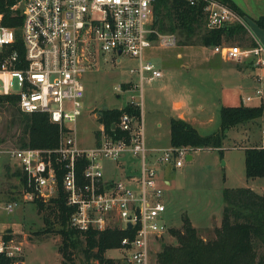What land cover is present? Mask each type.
<instances>
[{
  "label": "built area",
  "instance_id": "2783aa9c",
  "mask_svg": "<svg viewBox=\"0 0 264 264\" xmlns=\"http://www.w3.org/2000/svg\"><path fill=\"white\" fill-rule=\"evenodd\" d=\"M190 6L203 4L206 28L220 29L242 25L229 7L214 0H185ZM156 0H19L12 9L21 11L22 25L18 40L15 30L0 24V99L12 97L22 114H44L58 127L54 149L21 148L3 153L14 161L19 200L4 205L11 214L21 203L48 202L58 197L59 184L65 204L72 209L70 228L85 233L117 228L132 231L121 247L126 264H154V244L168 232L163 203L165 183L158 178L160 165L181 168L190 157L189 147L149 150L145 146L140 103L131 98L127 105L139 115L123 113L110 132L99 123L92 144L80 146L76 131L69 124L81 114L84 97L83 75L95 66L97 56L111 54L138 60L140 86L162 77L160 70L144 60L154 44L174 47L173 34H161L153 27ZM222 60L250 61L264 70V48L220 45L212 48ZM264 84V74L258 76ZM120 85L119 92L137 90ZM262 95L247 96L245 102ZM118 97V96H117ZM95 117V115H94ZM96 114V119L98 121ZM118 130V134L114 132ZM200 151V150H197ZM195 151V152H197ZM128 156L135 166L127 169ZM123 172L120 179L106 177V163ZM128 170V172L126 170ZM122 179V180H121ZM130 224V229H127ZM10 235L6 239V236ZM23 246L5 231H0V263L23 264Z\"/></svg>",
  "mask_w": 264,
  "mask_h": 264
},
{
  "label": "rangeland",
  "instance_id": "374dc122",
  "mask_svg": "<svg viewBox=\"0 0 264 264\" xmlns=\"http://www.w3.org/2000/svg\"><path fill=\"white\" fill-rule=\"evenodd\" d=\"M231 1L243 13V16L239 17L247 37L258 41L264 48V30L258 28L255 23L260 17H264V0ZM175 36L178 42L174 47L154 44L153 48L146 51L144 60L148 59L154 68L160 70L162 77L154 82L144 80L142 88L138 74L130 73L131 70L138 69V60L123 55L118 63L116 60L112 61L114 56L111 54L97 56L95 66L81 79L84 87L81 114L75 123L69 124L75 129L80 146L92 144V134L99 127L95 117L103 106H108V109H120L125 107L131 98H134L135 103H140V91L142 92L140 111L143 116L142 126L147 149L169 146L166 122L169 115L173 114L172 99L185 101L193 108L199 99L208 95L209 92H205V88L211 87L213 92L214 87L215 95H218V91L221 92L220 86L225 83L238 87L244 97H254L256 89L264 92V84L250 76L251 71L246 67L248 62L238 64L224 61V63L219 55L216 56L212 52L211 47L201 48L195 37L186 42L184 37ZM226 44L238 45L243 49L251 48L247 47L248 41L240 43L237 39ZM178 53L182 55L180 58L177 57ZM183 65H188L189 69ZM126 83H129L130 89L134 86L138 89L119 92L117 88ZM159 83L161 85H158ZM234 94L235 100L238 93ZM234 102L228 103L227 106H237ZM260 104L259 97L246 102L249 107ZM257 120L250 123L254 124ZM218 124L217 115L216 127ZM23 127L24 121L19 112L9 104H1L0 152L26 148L22 146L26 141L22 133ZM262 129L264 130V126ZM251 134L256 137L262 136L258 127H254ZM244 145L246 142L242 131L231 129L223 141L222 157L216 150L206 149L190 153V156L194 157L193 160L184 159L183 167L175 171L170 170L169 166L157 167L159 179L167 178L171 181L170 187L163 188V203L168 207L165 216L168 228L181 230L183 220L187 218L199 237L202 239L214 237V230L221 224L224 207L222 190L245 187L248 181L243 169V151L230 150ZM3 153H0V231L11 229V237L22 243L23 264H62L63 258L59 251L62 238L56 231L58 226L56 225L53 231L43 233L46 227L43 212L39 213L35 203H21L11 214L4 211L7 201L20 199L18 195L20 189L17 173L14 172V161ZM225 161L228 162L227 167L224 166ZM105 165L106 177L117 179V173L121 171L116 170L109 162ZM126 165L129 168L135 166L129 160ZM257 191L259 194L263 193L262 188ZM156 243L152 251L153 263L163 244L175 245L176 241L167 232ZM82 248L83 246L73 251V261L70 264H103L94 259L86 261ZM258 252L261 254L263 251L258 248ZM124 254L122 249H114L107 251L104 258L111 260V264H126Z\"/></svg>",
  "mask_w": 264,
  "mask_h": 264
},
{
  "label": "trees",
  "instance_id": "16d2710c",
  "mask_svg": "<svg viewBox=\"0 0 264 264\" xmlns=\"http://www.w3.org/2000/svg\"><path fill=\"white\" fill-rule=\"evenodd\" d=\"M19 0H0V24L15 30L18 40L22 15L20 9H12ZM232 9L238 16L243 13L231 0H214ZM153 27L161 34H173L184 37L186 42L195 37L202 47L228 45L231 40L240 43L249 42L253 47L256 42L247 37L243 25H231L220 29L206 28L203 4L190 6L185 0H156L153 8ZM258 28L264 30V17L255 21ZM182 45H186L183 44ZM234 46V45H233ZM238 46V45H236ZM240 47V46H239ZM126 88V85H122ZM1 104H9L17 111L15 99L6 97ZM19 112V111H18ZM123 113L139 115L138 108L126 105L121 109H108L98 122L108 132ZM264 105L221 107L219 110V131L201 135L194 127L183 120L172 119L169 124L170 146L172 148L189 147L197 150H216L222 157L223 141L227 132L238 125L255 121L262 117ZM24 121L23 147L34 149H54L57 146L59 131L44 114L26 115L19 112ZM118 134V130L114 132ZM244 170L246 179H264V148L244 150ZM224 203L221 224L214 230V237L202 239L187 218H184L181 230L169 228L168 233L175 239V245H166L156 255L154 264H264V197L250 188H224ZM39 213L43 212L46 225L43 233L53 231L61 236L59 251L62 264L73 261V251L83 246L82 254L86 261L98 260L99 263L111 264L104 255L109 250L120 249L122 239L132 238V231L117 228L104 231L80 233L70 228L68 220L72 209L65 204V196L59 184L58 197L46 203L35 200ZM52 218L53 220H51ZM10 235L6 236V239ZM262 249V253L258 252ZM3 259L0 264H10Z\"/></svg>",
  "mask_w": 264,
  "mask_h": 264
},
{
  "label": "crops",
  "instance_id": "0c3cea01",
  "mask_svg": "<svg viewBox=\"0 0 264 264\" xmlns=\"http://www.w3.org/2000/svg\"><path fill=\"white\" fill-rule=\"evenodd\" d=\"M255 42L260 44L256 40H255ZM201 48H202V46H201ZM181 56L182 55L180 53L177 54V57L180 58ZM144 57H145V54H144ZM145 59H146V57H145ZM147 61H148V59H147ZM222 61L224 62V60H222ZM225 62H228V61H225ZM245 62H248V65L246 67H247V69L248 68L250 69V71H251L250 76L253 79L257 80L258 76L260 74H264V70H260V68L256 67L250 61L247 60ZM241 63L242 62H240L238 64H241ZM183 66L185 68L189 69L188 65H183ZM158 85H161V84L159 83ZM220 89H221V92L219 93V91H218V95H215L216 91H215L214 87H213V92H212L211 87L209 89L205 88V92H209L208 95L202 99H199L196 103V106L193 108L190 107V104L185 102V101H181L179 99H172L171 102H172L173 114L169 115L167 122H166L167 123V129H168V135H169V124H170V121L172 119L183 120V121L187 122L192 127H194L201 135H209V134L218 132L219 126L216 127V118H217V115L219 116V110L221 107H223V106L229 107V106H227L228 103L232 104L235 100L236 101L234 102V104H237V106H239L241 104L247 106L246 102L244 101L245 97L242 95L241 90H239L238 87H234L232 85H228V83H225V85L220 86ZM234 93H238V97L236 96L235 100H234V97H235ZM259 101L261 102V104L264 105V92H262V95L259 97ZM231 107H236V106H231ZM141 118H143L142 115H141ZM263 126H264V113H263L262 117L259 118L257 120V122L254 124L249 122V123L241 124V125H238L236 127L231 128L232 130L237 129V130L242 131V133L245 137L246 145H244L243 147H233V148H230V150H237V151L241 150V151H243V154H244V150L247 148H257V149L264 148V130L262 129ZM254 127H258L259 130H261V134H262L261 137H256V136L251 134L252 130H254ZM168 148H171L170 137H169V146L168 147L159 146L158 148H150L149 150H162V149H168ZM193 158L194 157L190 156L188 161L193 160ZM127 160H129L130 163L135 162V160H132L128 156H125L120 161V163H125V162H127ZM224 166H226V167L228 166L227 161H225ZM169 167H170L169 169L172 171H175L176 169H178V168H174L173 165H170ZM182 167H183V165H182ZM126 168L129 169L128 166ZM243 169H244V158H243ZM244 172H245V170H244ZM117 176H118V178L123 177L122 175H120L118 173H117ZM158 178H159V176H158ZM247 180L248 181L246 183V186L243 188H250L251 190H253L254 192H256L258 194H259V192L257 190H259V188H262L263 193H260V194L264 197V179H247ZM161 181H163L165 183V185H166L165 187L168 188L171 186V181L169 179L165 178L164 180L162 179Z\"/></svg>",
  "mask_w": 264,
  "mask_h": 264
},
{
  "label": "water",
  "instance_id": "95a60500",
  "mask_svg": "<svg viewBox=\"0 0 264 264\" xmlns=\"http://www.w3.org/2000/svg\"><path fill=\"white\" fill-rule=\"evenodd\" d=\"M19 9L22 10V9H23V5H20ZM2 100L4 101V99H2ZM106 110H108V106H103V107L101 108V112H99V113L97 114V116L102 117V116H103V111H106ZM189 158H190V157H188L187 160H189ZM127 229H130V224H128ZM11 232H12L11 229L6 230V233H7V234H10ZM164 246H165V245L163 244L162 247H164Z\"/></svg>",
  "mask_w": 264,
  "mask_h": 264
}]
</instances>
